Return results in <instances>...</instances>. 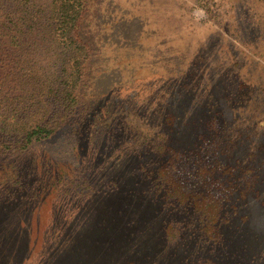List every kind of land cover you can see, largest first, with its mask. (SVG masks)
Instances as JSON below:
<instances>
[{"label":"rangeland","instance_id":"obj_1","mask_svg":"<svg viewBox=\"0 0 264 264\" xmlns=\"http://www.w3.org/2000/svg\"><path fill=\"white\" fill-rule=\"evenodd\" d=\"M89 1L76 106L51 136L0 153V262L264 264V25L245 17L257 0ZM207 78L224 108L200 100ZM183 92L196 107L182 117L167 98ZM231 165L238 176L219 180Z\"/></svg>","mask_w":264,"mask_h":264},{"label":"trees","instance_id":"obj_2","mask_svg":"<svg viewBox=\"0 0 264 264\" xmlns=\"http://www.w3.org/2000/svg\"><path fill=\"white\" fill-rule=\"evenodd\" d=\"M89 3V0H23L22 5L9 9L4 0H0V153L23 150L34 141L51 136L76 106V92L91 56L90 44L82 33L83 19ZM261 9L264 11V0L252 1L245 15L248 17L246 25H264V13ZM253 18L257 20L252 21ZM254 32H258V27ZM257 36L258 33L256 38ZM261 46L262 58L264 43L261 42ZM244 54L247 55V52L242 51V55ZM261 64V82H264V62L261 61ZM233 69L236 77L241 72L246 75L244 66H234ZM206 82L208 84L200 94V100L203 102L206 99L215 107L224 108L220 103L222 98L217 95L210 97L216 93V83L208 78ZM260 87L262 95L264 85L261 84ZM180 94H170L171 99L167 98V103L170 107L179 104L183 109V117L193 112L191 108L193 105L196 107V102L186 92ZM263 96L261 110H257L261 130H264ZM160 99L157 98L156 103ZM205 110L212 111V107L206 106ZM156 112L160 123H167L165 111ZM205 113L204 110L199 112L200 115ZM182 132L181 129L179 133ZM164 144L160 143L157 148L152 149L154 157L165 149ZM179 145L183 146L182 141ZM177 155L179 152L175 156ZM149 160L152 158H148V165L165 169V165L158 164L157 160ZM235 170L239 171V168L229 166V170H226L228 174L225 173V177L220 175L218 179L227 180L238 176L234 174ZM197 181L200 182L198 179ZM234 187L230 188V192H233ZM222 192L227 197L230 193ZM213 198L214 205H210L208 213H213V221L216 222L217 213L222 208L221 201ZM193 199L197 204L202 202L196 196Z\"/></svg>","mask_w":264,"mask_h":264}]
</instances>
